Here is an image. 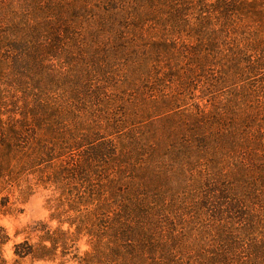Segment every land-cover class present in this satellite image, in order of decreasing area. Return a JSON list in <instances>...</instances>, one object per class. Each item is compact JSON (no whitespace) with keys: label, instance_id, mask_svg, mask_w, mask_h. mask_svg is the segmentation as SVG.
<instances>
[{"label":"trees","instance_id":"16d2710c","mask_svg":"<svg viewBox=\"0 0 264 264\" xmlns=\"http://www.w3.org/2000/svg\"><path fill=\"white\" fill-rule=\"evenodd\" d=\"M18 1L0 0V177L14 162L37 173L55 166L53 181L75 184L73 219L87 223L95 242L71 260L192 264L184 254L194 261L189 255L198 253L197 264H264V220L251 209L264 213V0ZM19 10L22 22L9 25ZM78 34L84 41L64 50L61 63L73 66L61 84L74 109L61 115L36 90L57 81V71H42V51ZM149 62L152 76L143 75ZM143 84L177 88L154 105L160 123L148 133L136 129L152 120L148 105L131 103ZM198 92L210 106L194 104ZM205 155L206 177L187 178L191 161ZM185 189L202 193L195 204L202 214L210 209L219 239L177 242L190 220L175 207ZM43 229L37 245L17 244L15 254L65 257L77 241L60 227Z\"/></svg>","mask_w":264,"mask_h":264},{"label":"rangeland","instance_id":"374dc122","mask_svg":"<svg viewBox=\"0 0 264 264\" xmlns=\"http://www.w3.org/2000/svg\"><path fill=\"white\" fill-rule=\"evenodd\" d=\"M9 1V0H4ZM10 3H14L15 6L19 7L20 2L18 0H10ZM60 1V0H55ZM69 1V0H67ZM66 1V2H67ZM22 10H19V17L16 19H13L12 21H8V24L11 25L12 23H21L22 22ZM28 25H31V20L29 19L26 21ZM88 22L83 19L79 22V29L82 31L87 30ZM7 28H4L5 30ZM83 33V32H82ZM14 36V35H13ZM83 35L78 34V36H73L71 40L66 39L65 46L63 48H58L56 52H52V50L49 51V53L44 52V57H42V61L45 69H42V71H51L52 73L58 72L57 76L55 77L57 81L49 88L46 85V82L43 80L44 85H38L37 89L38 92L41 90L43 91V94L51 100H55L57 109L56 112L61 115H67L66 113H70V109H74L72 103V99L67 98L66 92L62 91V88L65 84H61L64 82V80H67L66 77L63 75V73L66 71L71 70V64L70 67H62L61 63L64 62V57L67 55L63 53L64 50L72 49L75 50V44L80 43L81 40L84 41L82 38ZM69 37V36H68ZM66 37V38H68ZM88 36H86L87 38ZM194 41V40H193ZM43 44V43H42ZM35 46V45H33ZM70 46V47H69ZM42 49L43 46L39 45ZM63 53V54H62ZM139 62V58L136 59ZM150 62L148 63V71H143V75H154L155 70L154 68H151ZM73 67V66H72ZM23 72V71H22ZM137 78V75L134 76ZM147 77V76H145ZM154 79L149 80V85L153 84ZM145 84H143L142 89L140 90V93L136 96L135 99L132 100L133 103H144L148 105V114L149 118L152 120L144 121L140 126L136 129L137 131L142 132H150L153 129H155L159 122V119L161 118L160 113L162 111H156L154 110V105L159 102V100L163 99L165 96H170V94L175 93L177 88L175 86H170L169 88H164V86H157L156 88H145ZM159 90V92H158ZM179 92H182L179 90ZM183 94V93H182ZM20 96V95H19ZM68 99V101L66 100ZM192 99V98H191ZM189 99V101L191 100ZM68 102L70 103V107L67 106ZM76 102V100L74 101ZM200 104L201 106L209 105V102L207 99H203L200 97L199 92L197 93L196 98L194 99V104ZM183 107V106H182ZM191 109L193 106H189ZM181 108V107H180ZM178 108V111L179 109ZM176 110H174L175 112ZM61 112L65 113L62 114ZM84 110L82 112L77 114H83ZM85 115V113H84ZM82 115V117L84 116ZM153 117V118H151ZM208 140L210 139V136L213 135L212 132L206 131L205 132ZM241 157V156H239ZM230 158V157H228ZM186 160L185 162H187ZM210 161V157L205 155L204 157H198L197 161L192 160L191 161V168L192 172H189L187 175V178L190 177L191 180L195 179H204L206 177V164ZM230 159L227 160L226 163H228ZM167 162L171 163L169 158H167ZM184 162V163H185ZM247 162V160H246ZM235 162L231 164L226 170L230 174L235 173ZM12 169L10 171H7L0 177V264H61L64 262V264H77L76 261L71 260L73 256H76V254H82L83 252H86L91 249V246L89 245L90 242L93 244V241L95 242L94 238L92 236H89L88 234V228L87 223H76V220L74 221V217L76 215V212L74 210H71L73 207L72 204V189L75 188L74 183H70L65 177L64 181L62 182H55L53 181V175L51 172H53L55 169V166H52L53 169L49 168L44 173H37L30 170H21L20 167H14L15 163L13 162L11 165ZM29 167V166H28ZM26 168V167H25ZM13 170V171H12ZM12 171V172H11ZM171 175V174H168ZM185 178L182 177L180 183ZM178 181V180H176ZM166 182H162V189L159 188V191L164 192V188L166 187ZM171 186L178 187L180 186L178 182L173 181ZM83 186V185H82ZM79 187V186H78ZM77 187V188H78ZM84 188V187H83ZM180 191H182L180 189ZM197 190H184L183 192H186V194L189 192L188 197L186 198L185 194H181V201L175 202V207L182 208L185 211H188L190 213L187 223H185L184 228L178 230L176 232V237L178 238L180 233H183L177 240V242L180 239L186 238V236L191 235L193 242L194 239L197 240V238L200 240L199 237L202 236L205 238V240L212 241L219 239L218 236V223L213 221V218H210V209L208 208L206 211L202 209L203 213L201 212V208L199 205L195 204L199 197H201L202 193H200ZM159 192L162 197L163 195L167 196V194H170V192ZM196 193V194H195ZM183 195V196H182ZM185 197V198H183ZM169 200V197H166ZM172 202V201H171ZM190 208V209H188ZM253 210V213L255 214L256 219L264 220V213L260 212L261 207L254 206L251 208ZM250 209V210H251ZM200 214V216L196 219L195 214ZM59 217L53 218L52 215H57ZM75 222V223H71ZM242 222V221H241ZM78 224H81L83 228L80 229L79 238L76 237V231ZM242 224V223H241ZM47 228L50 231H56L57 228L60 227L63 231H68V235L72 236L75 235V239L77 241H71L70 247H68V253H66L65 257H61L60 250L57 251V257L55 259L52 258H44V259H36L33 258V256H25L23 258H20L15 254L16 248L15 246L17 244H22L24 242H28L29 244L37 245L40 241V238L42 237L43 231H45L43 228ZM88 226H90L88 224ZM242 226V225H241ZM178 227L175 228V231ZM43 229V231H42ZM201 236H200V235ZM55 236V234H54ZM49 244V243H46ZM183 243L179 242L180 247L183 249ZM25 246L26 245H22ZM195 248H198V245L196 243ZM202 247L200 246L199 249ZM19 250H23V247ZM184 250V249H183ZM185 251V250H184ZM198 253H194L189 255L194 259V261H191L190 258L184 254V262L186 263H192L197 264V256Z\"/></svg>","mask_w":264,"mask_h":264}]
</instances>
